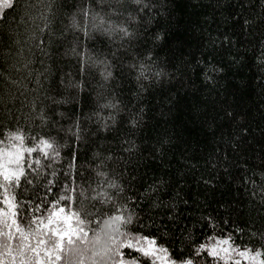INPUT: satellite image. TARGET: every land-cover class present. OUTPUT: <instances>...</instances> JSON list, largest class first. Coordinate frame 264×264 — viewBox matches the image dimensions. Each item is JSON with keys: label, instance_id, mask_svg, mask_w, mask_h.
I'll return each instance as SVG.
<instances>
[{"label": "trees", "instance_id": "16d2710c", "mask_svg": "<svg viewBox=\"0 0 264 264\" xmlns=\"http://www.w3.org/2000/svg\"><path fill=\"white\" fill-rule=\"evenodd\" d=\"M151 2V11L131 25L137 36L127 56L111 57L106 49L101 55L115 60L113 78L105 81L103 69L93 65L79 94L60 83L62 77L75 78V60L58 54L75 45L70 22L87 23L79 15V0H12L13 6L0 12V143L20 134L27 147L49 136L61 145L59 157L34 152L26 158L34 165L24 164L31 183L21 178L15 188L0 187V264L21 261V234L4 223L13 219L6 196L16 204L17 225L33 246L47 237L36 225L28 229L21 223L19 211L46 222L57 197L67 194L68 208L93 213L88 218L93 223L85 224L90 234L96 222L122 210L134 218L129 230L155 238L177 255L207 243L210 235L231 234L241 249H264V0ZM100 52L94 46L93 56ZM138 60L150 66L147 80L140 81L129 67ZM107 102H118L115 109L101 110L105 119L115 118L116 131L96 135L93 113ZM77 117L85 138L73 143L67 130ZM133 117L140 119L135 129L127 123ZM124 140L134 145L132 151H125ZM73 152L78 160L70 168ZM98 168L122 191L103 185ZM103 191L115 202L97 197ZM41 259L51 264L43 247ZM199 264L217 262L205 255Z\"/></svg>", "mask_w": 264, "mask_h": 264}, {"label": "snow or ice", "instance_id": "6c2138e0", "mask_svg": "<svg viewBox=\"0 0 264 264\" xmlns=\"http://www.w3.org/2000/svg\"><path fill=\"white\" fill-rule=\"evenodd\" d=\"M12 6V0H6L4 7L10 8ZM153 6L151 0H79V15L87 23L72 25L70 22V26L75 29L73 36L75 45L71 47L70 51H58V54L62 57L71 56L75 60L76 73L75 78L64 79L62 77L60 80L61 85L65 88L77 89V94H79L83 90L84 79L91 74L93 65L98 71L101 68L103 69L101 74L105 81L112 79L113 72L110 69L115 60L110 59L108 55L101 59V55L106 49L111 57H126L128 49L132 48L137 36L131 25L137 23L144 12L151 11ZM2 19L3 16H0V20ZM44 19L47 20V17H44ZM48 23L45 24V27L48 26ZM39 27V25H36L33 31ZM40 30L42 31V29ZM30 38L34 39L35 37ZM40 43H43V40L39 41L36 45L37 48H39ZM108 45H112V47ZM60 46L63 47V43ZM94 46L101 50L100 54L95 56H93ZM41 51L43 50L41 49ZM44 55H49V53L44 52ZM147 60H151L150 54ZM30 62L29 58L27 63ZM27 63L24 64L25 67H27ZM129 67L137 70V78L140 81L149 78L150 66L147 61L140 62L138 60L130 64ZM155 74L159 75V73ZM65 76L72 77V73H66ZM13 83L16 82L14 81ZM36 83L40 85L39 80ZM140 86L143 89V83ZM117 105L118 102H107L99 105L93 113L98 121L93 128L94 134L99 135L100 132L112 134L116 131L115 125L117 122L115 118L108 114L105 119L101 115V110L115 109ZM33 107L35 108V105ZM141 111L143 110L141 109ZM39 115L41 122L46 123L48 121L43 109H41ZM100 120L104 122L99 123ZM84 123L86 124L87 121ZM127 123L132 129H135L139 125L140 119L133 117ZM67 131L73 135V143L85 138L82 135L84 128L79 117L75 119L73 128ZM13 138L19 141L21 145L24 144L23 136L15 135ZM123 143L129 144L125 151L133 150L134 145L127 140H124ZM60 148L61 145L58 144L56 138L49 136L40 140V146L17 149L13 154V160L10 161V163H15L17 168L15 171L10 172L5 167L4 172L0 173L5 184L0 185V187H4L5 191H7L9 186L15 188L21 183V178L24 179V182L31 183L22 164H26L28 169H31L34 165L27 164L25 155L39 152L45 159H51L53 156L59 157ZM72 160L73 163L69 165L70 168L75 166V162L78 160L74 152L72 153ZM35 163L39 164L40 161L37 160ZM95 175L104 178L103 185H106L107 188L116 189L117 192L122 191L118 184L107 179V173L102 168H98ZM98 187H102V185L98 183ZM70 190L75 191V189ZM79 195L85 196V192L81 191ZM96 195L97 197L103 196V202L105 203L115 202L113 194L108 191L98 192ZM86 198L95 199L96 197L89 195ZM71 199L72 197L67 194L58 196L52 204L46 222L45 219L29 217L25 212L19 211L21 223L25 224L28 229H31L32 225H36V231L47 237V239H38L36 245L33 246L26 242L28 240L27 235H24V230L17 225L15 219L18 215L16 204H13L7 196L5 197L4 202L9 206L10 214L13 217L11 225L8 224L7 220L4 221L5 226L11 227L15 225L16 232L21 234V240L17 245L18 255L21 257L20 264H28L32 259L36 260V264H44L41 259L42 247L44 256L47 257L51 264H57V262L61 261L63 264H199V260L205 255L216 261L217 264H242V261L247 262V264H264V249H251L247 246L241 249L236 246L231 234L220 238L210 235L207 243L198 245L187 254L177 255L168 248L159 245L155 238L129 230V226L134 223V218L132 215H125L122 210H118L117 214L109 216L107 220L96 222V228L91 229L90 235L89 231L85 229V224L93 223L92 220L88 219L93 213L83 208L70 212L67 202L71 201ZM62 202H64L63 206H61ZM45 210L47 211L48 209ZM35 211H39V207ZM2 215L7 217L9 213L4 212ZM60 225H63V227ZM121 229H125V231H121ZM3 235L8 239H12L10 232H5ZM4 247L6 254L10 255L12 251L10 246L5 243ZM125 250H128V252H125ZM132 252L139 255H131ZM27 253H32L33 255L28 256ZM141 257L144 259L142 260Z\"/></svg>", "mask_w": 264, "mask_h": 264}, {"label": "rangeland", "instance_id": "374dc122", "mask_svg": "<svg viewBox=\"0 0 264 264\" xmlns=\"http://www.w3.org/2000/svg\"><path fill=\"white\" fill-rule=\"evenodd\" d=\"M5 3H6V0H0V12L5 8L4 7ZM15 135H20V134L9 135L8 138L4 142L0 143V173L4 172L5 167H7L10 172L15 171L17 168L16 164L10 163V161H12L14 158L13 154L17 151V149L27 148L25 143L21 145L19 141L14 140L13 137ZM14 145L15 147H13ZM37 146H40V143H38ZM31 155L26 154L25 160L28 156H31ZM22 166L24 167V164H22ZM0 177L3 178L2 175H0ZM68 210L70 212H75L71 208H68ZM60 226L63 227V225H60ZM242 264H247V262L242 261Z\"/></svg>", "mask_w": 264, "mask_h": 264}]
</instances>
